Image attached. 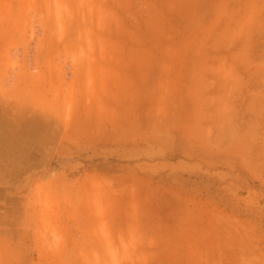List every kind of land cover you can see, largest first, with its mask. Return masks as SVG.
<instances>
[{"label": "crops", "instance_id": "0c3cea01", "mask_svg": "<svg viewBox=\"0 0 264 264\" xmlns=\"http://www.w3.org/2000/svg\"><path fill=\"white\" fill-rule=\"evenodd\" d=\"M73 31L72 108L22 106L0 86V264L33 251L37 203L76 238L115 201L172 212L176 264H218L211 238L226 236L208 223L225 219L226 201H264V0H74ZM116 46L136 59L121 73L108 61ZM114 145L161 158L100 170ZM167 171L212 178L215 200L150 182Z\"/></svg>", "mask_w": 264, "mask_h": 264}, {"label": "rangeland", "instance_id": "374dc122", "mask_svg": "<svg viewBox=\"0 0 264 264\" xmlns=\"http://www.w3.org/2000/svg\"><path fill=\"white\" fill-rule=\"evenodd\" d=\"M73 7L74 0H0V86L8 101L29 107L40 106L42 101L55 107L62 104L67 111L73 107ZM194 50L189 54L198 53V47ZM108 61L116 67L115 73H121L120 67L136 59L126 57L122 47L116 46ZM117 147L120 145L112 148ZM116 151L112 157L107 154L101 158L105 163L98 167L100 170L132 172L126 161L161 158L153 155L152 147L124 154L120 149ZM150 182H173V185L189 182L191 191L215 200L212 178L202 174L183 179L167 171L153 176ZM129 202L123 210L116 201L114 205L111 202L97 205L92 211L97 221L89 223L91 231L82 223V235L76 238L60 236L63 232L58 229L59 222L45 221L50 217L39 202L33 251L25 252L23 248L19 253L4 254L3 264H176L170 244V235L176 227L172 212L153 201ZM222 206L225 219L211 220L208 227L210 235L218 229L226 237L211 238V249L215 251L211 250L210 261L264 264V201L256 206L247 201L246 208L228 201ZM230 217L236 221L229 220ZM231 231H236L240 238L231 236ZM217 245L219 250L215 249Z\"/></svg>", "mask_w": 264, "mask_h": 264}]
</instances>
